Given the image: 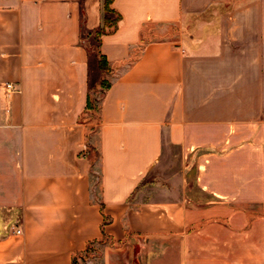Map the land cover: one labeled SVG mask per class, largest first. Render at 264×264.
<instances>
[{"label":"crops","instance_id":"0c3cea01","mask_svg":"<svg viewBox=\"0 0 264 264\" xmlns=\"http://www.w3.org/2000/svg\"><path fill=\"white\" fill-rule=\"evenodd\" d=\"M104 2L0 0V264H264V0Z\"/></svg>","mask_w":264,"mask_h":264},{"label":"rangeland","instance_id":"374dc122","mask_svg":"<svg viewBox=\"0 0 264 264\" xmlns=\"http://www.w3.org/2000/svg\"><path fill=\"white\" fill-rule=\"evenodd\" d=\"M233 4H234V1L232 2V5ZM225 5H226L225 2H221L220 4H218L217 6H215L211 10V12H210L211 16H209V12H208L202 18H207V19H209V18L210 19H212V18L216 19L217 18L218 19L220 17V15L223 12L226 11V9H224ZM226 7L228 8V6H226ZM115 17H116V15H114V14L111 15V18H115ZM192 32H193L192 28H189L188 32H186V38H187L188 41H190L191 38H192V36H191ZM92 42L95 44V47L98 45V39H97L96 34L93 35ZM94 52H96V48H94ZM96 57H97V60H98L97 53H96ZM109 68H110V70H108L107 72H105L103 70L104 74L102 76V79H105V81L107 83L109 81H111L113 79V77H114V73L112 72V66L110 64H109ZM104 88H105V85H104V87H102V86H100V84H98V86L96 88H94L92 90V92L90 93L91 99L93 100V103L96 105V108H95V111L94 112H90L89 115H91L95 119L97 117L98 108H99V105H100L102 97H103ZM178 152L179 151H178L177 148L172 149V153L173 154L171 156V160L173 161V168L178 167V163L177 162H178L179 159L182 158L181 156H178ZM98 167H99L98 164H96L95 167H94V170L96 171V174H97ZM150 178H155L156 180H158L160 182H163L162 184H164L165 181L167 180V177H164V175H163V173H161V171H159V172L158 171H154ZM112 243H114V241H112L111 239H109L107 237L105 238L103 243L102 242L94 243L88 251L84 252L78 258V264H95V263L99 262L102 259V256L104 254V250H105L104 246L107 245V244H112Z\"/></svg>","mask_w":264,"mask_h":264},{"label":"trees","instance_id":"16d2710c","mask_svg":"<svg viewBox=\"0 0 264 264\" xmlns=\"http://www.w3.org/2000/svg\"><path fill=\"white\" fill-rule=\"evenodd\" d=\"M112 1L113 0H105V2H104V8H105V10L107 12V16H106V19L104 20L103 27H101L100 29H98V31L96 33V36H97L98 41H99L100 37L103 34L114 32L118 28L119 21L122 18L121 14L120 13H116L114 11V9L111 7ZM112 14L116 15V17L115 18H111V15ZM96 53H97V56H98V63H99L100 68L102 70H104L105 72H107L108 70H110V68H109V62H108L107 58L99 51L98 48H96ZM104 85H105V88H104V90H105V89H107L111 85V83H110V81L107 83L105 81V79H102L101 82H100V86L104 87ZM88 108L89 109H95L96 108V105L93 103V100L91 99V96L88 99ZM104 240H105V238L102 239L101 241H98V242H102L103 243ZM95 243H97V242H95ZM93 244L94 243H90L88 245L87 249L84 252L88 251ZM84 252H82V253L74 256L73 264H78V258Z\"/></svg>","mask_w":264,"mask_h":264},{"label":"built area","instance_id":"2783aa9c","mask_svg":"<svg viewBox=\"0 0 264 264\" xmlns=\"http://www.w3.org/2000/svg\"><path fill=\"white\" fill-rule=\"evenodd\" d=\"M12 88H13V85H12L11 83H8V84H7V89H8V90H11ZM16 232H17V233H20L21 230H20V229H16Z\"/></svg>","mask_w":264,"mask_h":264}]
</instances>
